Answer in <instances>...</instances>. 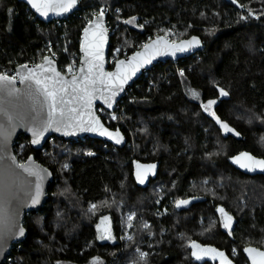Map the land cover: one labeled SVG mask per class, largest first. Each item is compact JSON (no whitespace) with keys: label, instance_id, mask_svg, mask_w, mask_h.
Here are the masks:
<instances>
[{"label":"trees","instance_id":"16d2710c","mask_svg":"<svg viewBox=\"0 0 264 264\" xmlns=\"http://www.w3.org/2000/svg\"><path fill=\"white\" fill-rule=\"evenodd\" d=\"M78 1L70 17L45 22L22 1L0 0V73L40 61L48 42L65 72L79 62L82 29L100 11L111 31L108 62L158 34L170 40L195 34L204 47L177 64L149 68L113 112L100 113L127 137L122 147L51 136L42 152L28 136L17 137L16 157L24 161L33 153L53 181L41 208L25 214L27 236L13 243L3 264H88L93 258L99 264H216L197 259L193 242L222 252L221 264H248L244 246L264 249V175L243 173L228 159L241 151L264 158V0ZM191 88L202 102L215 99V115L238 135L224 133ZM145 162L159 167L143 187L135 165ZM195 196L203 199L176 208L178 200ZM130 213L131 237L122 240L121 219ZM225 213L234 220L233 238L221 226ZM104 215L114 240L98 235Z\"/></svg>","mask_w":264,"mask_h":264},{"label":"water","instance_id":"95a60500","mask_svg":"<svg viewBox=\"0 0 264 264\" xmlns=\"http://www.w3.org/2000/svg\"><path fill=\"white\" fill-rule=\"evenodd\" d=\"M18 1L25 3L39 19L45 22L64 20L70 17L79 5V1L76 0L68 11L54 8L47 10V15H45L42 11H37L29 0ZM101 13L103 14L101 15ZM110 35L111 31L107 26V15L104 11H100L93 15L92 19L82 29L79 45L80 64L77 73L68 75L62 72L57 61L50 55H45L37 64L24 63L17 65L15 76L0 73V75L9 77L8 81L0 82V264H3L9 255L13 243L22 241L27 236L23 218L29 210H37L46 202L47 191L53 181L51 170L39 162L33 153L29 154L24 161H20L16 157L14 143L17 137L21 134L28 136L34 149H40L51 136L67 140L84 137L98 138L111 143L115 147H122L127 142V137L120 128L112 129L107 126L97 112V106L101 105L105 110L113 112L127 88L139 79L143 70L152 68L159 62L194 55L204 47L202 39L195 34L178 40H170L168 37L158 34L134 52L117 58L112 68H109ZM189 41H192V43L189 44ZM145 45L149 47L145 48ZM180 48H183V50H179ZM98 55H102L103 59L96 58ZM120 61L124 63L120 64ZM90 64L93 66L91 73L88 71ZM52 68L59 72L65 81L71 82L73 76H75L78 87L83 86L85 76H88L89 81L94 80L95 83L88 84L92 101L90 106L84 99H79V97L84 96V93L79 91L74 93L71 86H69L68 93L62 95L66 100L72 102L58 105V107L64 108L65 115L62 119H59V122L48 126L47 103L43 94L37 90L38 86L35 80L29 77V73L31 72L32 76L43 79L55 75L51 71H45V69ZM118 69L121 70L119 72L120 79H116ZM107 73H113L114 75L109 77L106 75ZM11 77H15V80H11ZM24 77L29 78L25 79ZM124 77L127 78L124 79ZM48 83L51 84L52 81H48ZM109 104H111V107H109ZM73 108L76 109L75 112L71 111ZM9 117H11V120H9ZM97 118L99 124L103 126L102 129L97 131L84 130L94 126L93 121ZM103 129H107L108 132L113 134L118 133L117 138L120 142L117 143L112 136L102 135L101 131ZM34 130L37 133H42L39 135V142L35 144L32 143L33 139L37 138L33 135ZM242 153H248L256 159H264L249 151H241L232 155L228 159L229 163L243 173L264 175L262 169L250 170L241 167L235 158L241 156ZM19 164H23L24 168L18 167ZM153 165L154 167H149ZM158 167L157 162L137 163L135 173L138 184L145 187L149 179L156 175ZM25 169H28V171H25ZM138 174L140 178H138ZM141 179H143V182H141ZM37 184L40 186V196L38 201L33 203ZM202 199V197L196 196L189 197L178 200L175 205L180 210ZM181 201H187V203H180ZM227 217H231V215L227 214ZM227 217H224V224ZM21 228L23 229V235L19 234ZM233 228L234 220L231 217L230 227L225 228L231 238H233L231 232ZM248 249H254L255 251L249 253ZM242 251L248 264H254L253 257H255L258 264L261 258L257 253L264 252V249L255 245H246ZM221 258L217 256L218 261Z\"/></svg>","mask_w":264,"mask_h":264},{"label":"snow or ice","instance_id":"6c2138e0","mask_svg":"<svg viewBox=\"0 0 264 264\" xmlns=\"http://www.w3.org/2000/svg\"><path fill=\"white\" fill-rule=\"evenodd\" d=\"M29 2L32 4V6L34 8L37 9V11H42L43 14L47 15V10L49 9H54V8H59L63 11H68L69 8H71L76 0H29ZM103 13H101L102 15ZM131 21H129L130 23ZM97 27H99V25H97ZM195 39V38H193ZM198 43V41H196ZM189 44L192 43V41L188 42ZM149 47L148 45H145V48ZM179 50H183V48H180ZM96 58L102 60L103 57L102 55H98ZM49 63H51L49 61ZM123 61H120V64H123ZM40 67V66H38ZM92 65L90 64L89 66V73L92 72ZM101 69H102V65H101ZM45 71H51L53 73H55L54 76L52 77H44L43 79L38 78L36 76H32L31 72L29 73V77H31L32 79L35 80V83L38 86V91L40 93L43 94L45 101L47 103V125L51 126L54 123L59 122V119H62L65 115L64 112V108L63 107H58V105H65V104H69L72 101L70 100H66L64 98V95L62 94H67L68 93V88L69 86H71L72 91L75 93L77 91L84 93V96L79 97V99H84L86 101V103L90 106L91 105V93L88 90V84L92 83L94 84L95 81H89L88 76H85L83 78V86L82 87H78L77 86V78L75 76H73L72 81L68 82L65 81L63 79V77L60 76L59 72H56L54 68L52 69H45ZM69 71H71V69H69ZM81 71H83V69H81ZM121 70L118 69V73L116 75V79H120L119 76V72ZM109 77H112L114 74L113 73H107L106 74ZM29 77H24L25 79H28ZM127 77H124V79H126ZM9 77L7 75H0V82L3 81H8ZM11 80H15V77H11ZM48 81H52L51 84L48 83ZM123 82V81H121ZM57 85H59V87H57ZM113 95H115V93H113ZM193 95H197L196 93H193ZM221 95H227V93H225L223 91V89H221ZM215 101H209L207 105H205V110L207 111L212 104H214ZM109 107H111V104H109ZM71 111L75 112L76 109L73 108L71 109ZM9 120H11V117H9ZM94 126H91L87 129L84 130H90V131H97L98 129H102V125L99 124V120L98 118L95 119L93 121ZM225 131H232V129H230L226 124L223 125ZM58 130V129H57ZM42 133H37L35 130L33 131V135L35 137H37L36 139H33L32 143H38L39 142V135H41ZM102 135H109L112 136L114 139H116V142L119 143L120 140L117 138L118 137V133L113 134L111 132H108L107 129H103L101 131ZM13 160L15 159L14 157L12 158ZM236 162L240 163L241 167H245V168H249L250 170H254L256 168L262 169L264 170V159H256L253 156H251L248 153H242L241 156L236 157ZM20 168H24L23 164H19L17 165ZM139 167V166H138ZM149 167H154L153 166H149ZM25 171H28V169H25ZM138 178L139 174H138ZM141 182H143V179H141ZM40 196V186L37 184L36 186V192H35V196L33 197V203H36L38 201V198ZM180 203H187V201H181ZM93 208H95V205H93ZM221 213H224L223 209H220ZM225 216L227 217V214L225 213ZM230 221H231V217H227L224 227L228 228L230 227ZM19 234L23 235V229L21 228L19 230ZM194 249H200V246L197 245L195 242H193V244L191 245ZM200 251H203L204 253H215L216 255H219L220 257H224V254L222 252L217 253L215 249H200ZM249 253L254 252V249H248ZM193 255L197 257V259L200 258L198 252H193ZM257 255L261 258L260 261L258 262V264H264V252H258ZM254 260V264H257L255 257H253ZM228 264H230V262H228Z\"/></svg>","mask_w":264,"mask_h":264},{"label":"rangeland","instance_id":"374dc122","mask_svg":"<svg viewBox=\"0 0 264 264\" xmlns=\"http://www.w3.org/2000/svg\"><path fill=\"white\" fill-rule=\"evenodd\" d=\"M169 38V37H168ZM191 93H196L197 95H191L193 99L200 101L204 110H205V105L208 104L209 101H216L215 99H210L207 100L205 102H202L200 100V94L197 90L195 89H190ZM214 104L211 105V107L206 111L208 114H210L211 116H213L215 118V120L217 121V123L219 124V126L221 127L222 131L224 133H232L234 135H238V133L229 125H227L225 122L221 121L214 113ZM226 124L230 129H232V131H225L223 125ZM137 164V163H136ZM126 220L121 219V224H122V230H123V234H122V240L123 239H128L129 237H131V233H130V228H131V219H132V214H128L126 215ZM97 229H98V235L101 239H103L104 237L109 238L110 240H114V234H113V230H112V224H111V220L109 218V216L104 215L102 217H100L98 224H97ZM200 249H211V248H205V247H201ZM200 249H194V252H198L200 257H217L219 255H216L215 253H204L203 251H200ZM218 253V252H217ZM88 264H99V260L97 258H93Z\"/></svg>","mask_w":264,"mask_h":264},{"label":"built area","instance_id":"2783aa9c","mask_svg":"<svg viewBox=\"0 0 264 264\" xmlns=\"http://www.w3.org/2000/svg\"><path fill=\"white\" fill-rule=\"evenodd\" d=\"M255 19L258 20V17L255 16ZM166 37H168V36H166ZM149 40H151V39H149ZM149 40H148V41H149ZM148 41H147V42H148ZM145 43H146V42H143L142 46H143ZM142 46H141V47H142ZM46 49H47V50H46V52H47L46 55H50L53 59L56 60V54H55L54 52H52V44H51V42H48V43H47ZM183 58H184V57H183ZM183 58H179V59H171V60L173 61L174 64H177L178 60H182ZM116 59H117V55L114 54L112 57H110V59H109V63L113 64V63L115 62ZM39 62H40V61L37 62L35 59H33L30 63H32V64H37V63H39ZM79 64H80L79 62H78V63L73 62V63L69 64V65L65 68L66 71H65L64 73H66V74H68V75H73V74L77 73V70H78ZM69 69H71V71H69ZM180 72H182V69H181V68H180ZM3 73H4V74H7V73H5V72H3ZM11 75H12V76H15V75H16V72L14 71ZM141 75H143V76H145V77L149 76V69H145V70H143V72H142ZM149 84H150V85H153V84H154L153 80H149ZM130 89H131V86L127 88V90H126V92L124 93V95H125V94L127 93V91L130 90ZM124 95H123V96H124ZM123 96H122L121 99L118 101L117 105L119 104V102H122V101H123V100H122ZM117 105H116V106H117ZM103 111H104L103 106L98 105V106H97V112L99 113V115H100V113H103ZM40 150H41L42 152L45 151L43 147H41Z\"/></svg>","mask_w":264,"mask_h":264},{"label":"flooded vegetation","instance_id":"af4514ba","mask_svg":"<svg viewBox=\"0 0 264 264\" xmlns=\"http://www.w3.org/2000/svg\"><path fill=\"white\" fill-rule=\"evenodd\" d=\"M225 217V216H224ZM223 228H224V230L226 231V229H225V227H224V219H223V222H222V225H221ZM205 248H207V247H205ZM210 259H212V261L213 262H215L216 264H221V262L220 261H218L217 260V257H209Z\"/></svg>","mask_w":264,"mask_h":264}]
</instances>
